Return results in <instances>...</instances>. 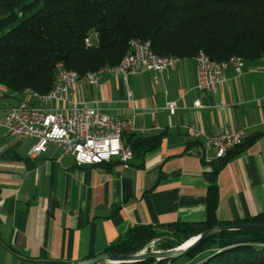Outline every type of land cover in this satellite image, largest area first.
<instances>
[{"label": "crops", "instance_id": "1", "mask_svg": "<svg viewBox=\"0 0 264 264\" xmlns=\"http://www.w3.org/2000/svg\"><path fill=\"white\" fill-rule=\"evenodd\" d=\"M225 73L215 93L196 89L194 58L179 59L157 83L152 72L132 75L134 110L122 76L104 75L98 87L78 84L77 100H99L114 120L133 117L136 128L145 129L132 134H162L156 150L133 156L128 167L117 157L78 165L54 146L31 157V140L0 127V264L85 260L108 252L137 226L206 222L208 169L186 124L206 133L246 130L249 144L217 177V219L230 223L264 214V58L246 61L241 74L232 67ZM0 94V123L22 101L63 107L1 84ZM168 101L177 102L174 114L165 108Z\"/></svg>", "mask_w": 264, "mask_h": 264}, {"label": "trees", "instance_id": "2", "mask_svg": "<svg viewBox=\"0 0 264 264\" xmlns=\"http://www.w3.org/2000/svg\"><path fill=\"white\" fill-rule=\"evenodd\" d=\"M92 33L97 41L87 46ZM135 38L148 40L159 56L186 59L203 51L217 61L231 56L255 61L264 58V0H0V84L11 93L48 94L58 62L85 75L119 64ZM161 137L129 134L124 142L133 156H145L159 147ZM247 140L223 158L203 161L210 168L206 222L137 226L108 253L140 252L161 235L177 239L166 242L165 250L176 248L222 224L217 177ZM249 220H264V214ZM207 251L212 253L195 264H264V230L221 232L186 256L192 261Z\"/></svg>", "mask_w": 264, "mask_h": 264}, {"label": "built area", "instance_id": "3", "mask_svg": "<svg viewBox=\"0 0 264 264\" xmlns=\"http://www.w3.org/2000/svg\"><path fill=\"white\" fill-rule=\"evenodd\" d=\"M147 41L135 38L129 43V55H125V62L113 65V69L103 72L86 74V78H77L73 72L60 71V83L45 95L25 92L39 101L48 104L56 101L63 107L45 108L22 101L11 106L6 113L0 127L13 137L31 140L32 146L29 156L36 157L46 153L50 146L56 147L62 154L71 155L78 165H98L109 162L117 157L121 163L128 167L133 158L132 148L125 144V135L145 132L144 128H136L134 118L114 120L100 105L99 100L89 102L77 100L75 91L80 83H88L95 87L100 85L104 75L122 76L127 86V101L135 107L134 94L128 84L132 75L152 72L157 83L159 75L171 72L178 61L157 60V54L148 52ZM93 44L92 37L86 39V45ZM202 52L196 62V89L202 92L215 93L226 82V70L232 67L237 74H241L244 61L231 56L222 62L202 60ZM1 97V94H0ZM196 107H201L199 101ZM224 106L222 105L221 108ZM165 108L174 114L178 108L176 101H168ZM188 137L199 143L198 155L208 164L226 156V154L241 145L247 138L244 129L233 130L224 128L218 132L206 133L194 125H184ZM157 130L161 128L157 125ZM206 166V165H205ZM208 171L209 167L206 166ZM148 248L140 252H148ZM166 264H192L188 262H173Z\"/></svg>", "mask_w": 264, "mask_h": 264}, {"label": "water", "instance_id": "4", "mask_svg": "<svg viewBox=\"0 0 264 264\" xmlns=\"http://www.w3.org/2000/svg\"><path fill=\"white\" fill-rule=\"evenodd\" d=\"M236 230H264V220H246L217 224L194 237L192 241H187L172 249L130 254L106 252L85 260L68 261L65 264H139L145 261H149V264L173 263L195 250L199 245L205 243L210 238L217 236L219 233Z\"/></svg>", "mask_w": 264, "mask_h": 264}, {"label": "bare ground", "instance_id": "5", "mask_svg": "<svg viewBox=\"0 0 264 264\" xmlns=\"http://www.w3.org/2000/svg\"><path fill=\"white\" fill-rule=\"evenodd\" d=\"M147 48H148V52H153V50L151 48V43L149 41H147ZM126 55H129V49H128V52H127ZM234 57L235 58H238V59H242L244 61V59L241 58L240 56H234ZM197 58H199V53L194 57V60H196ZM157 60H175V61H178L179 58L178 57H173V56H159V55H157ZM202 60H212L213 62H222V61H217V60L211 59L205 52H202ZM124 62H125V56L120 61V63H124ZM244 63H245V61H244ZM55 68H56L57 78H56V82H55V86L54 87L58 86L59 83H60L59 67H57V65H56ZM106 69H113V66H105V67L100 68L97 71L88 72L86 74H90V73H93V72H103V70H106ZM60 71H62V72H73V76L74 77H77V78H86V74L85 75H80V74H78L75 71L69 70L61 62H60ZM27 92L34 93L32 91H27ZM192 240H193V238L190 239L188 242H190Z\"/></svg>", "mask_w": 264, "mask_h": 264}, {"label": "rangeland", "instance_id": "6", "mask_svg": "<svg viewBox=\"0 0 264 264\" xmlns=\"http://www.w3.org/2000/svg\"><path fill=\"white\" fill-rule=\"evenodd\" d=\"M90 36L93 37L94 42L97 41V35L95 33H92ZM189 240H187V241H189ZM166 242H177V239L172 235H161V236L153 239L142 250H144L146 248H148L149 251L165 250L163 247H165ZM211 253H212V251H207V252L197 256L195 259L192 260V263L195 264L198 261H200L201 259L207 258ZM189 260H190V258L188 256H183L180 259H178L176 262H183V261L188 262Z\"/></svg>", "mask_w": 264, "mask_h": 264}]
</instances>
